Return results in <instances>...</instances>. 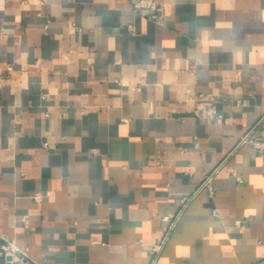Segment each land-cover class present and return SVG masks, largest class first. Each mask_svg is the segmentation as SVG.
Returning a JSON list of instances; mask_svg holds the SVG:
<instances>
[{
    "label": "crops",
    "instance_id": "obj_1",
    "mask_svg": "<svg viewBox=\"0 0 264 264\" xmlns=\"http://www.w3.org/2000/svg\"><path fill=\"white\" fill-rule=\"evenodd\" d=\"M133 1L0 0V264H264V0Z\"/></svg>",
    "mask_w": 264,
    "mask_h": 264
},
{
    "label": "built area",
    "instance_id": "obj_2",
    "mask_svg": "<svg viewBox=\"0 0 264 264\" xmlns=\"http://www.w3.org/2000/svg\"><path fill=\"white\" fill-rule=\"evenodd\" d=\"M134 8L139 11L142 15L146 16L147 18L154 20L156 22H163L166 18V7L163 2L159 0H134L133 1ZM130 29H134V26L132 23H128L127 25ZM48 28V24H46V30ZM195 100V115L198 118H215L219 117L220 115L218 114L217 108H216V103L215 101H211L212 98L208 96V94L205 93H198L194 97ZM242 142L244 141H249L256 150L262 152L264 151V139L263 138H258L251 136V133L245 135L242 137ZM212 178H213V172L212 173H207L203 179V181L200 184V188L203 186L208 187L209 191L211 194L214 193V185L212 183ZM238 180L242 181L243 178L239 175H237ZM198 189V188H197ZM197 191V190H196ZM34 200L36 201H41L43 199V194L40 191H36L32 194ZM192 198V194L190 195H185L181 198V210L178 213L176 217L179 216V214L182 212L183 208L188 204L189 200ZM212 213L215 216H220V211L217 207L212 209ZM236 224H241L242 220L241 219H236L235 220ZM175 224V218H168V224L165 228V236L163 239L155 244L153 246V253L154 257L159 253L161 250L163 243L165 239L167 238L169 232L173 228ZM14 246L11 245L8 242H5L2 245V249L0 253L3 255H12L11 252L14 250Z\"/></svg>",
    "mask_w": 264,
    "mask_h": 264
},
{
    "label": "water",
    "instance_id": "obj_3",
    "mask_svg": "<svg viewBox=\"0 0 264 264\" xmlns=\"http://www.w3.org/2000/svg\"><path fill=\"white\" fill-rule=\"evenodd\" d=\"M7 258L10 260L12 259V256L11 255H8ZM10 263V262H9Z\"/></svg>",
    "mask_w": 264,
    "mask_h": 264
}]
</instances>
